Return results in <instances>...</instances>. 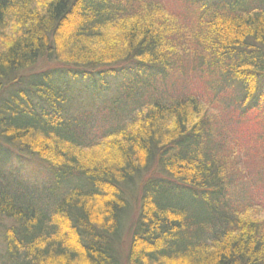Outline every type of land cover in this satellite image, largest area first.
<instances>
[{"label": "trees", "instance_id": "obj_1", "mask_svg": "<svg viewBox=\"0 0 264 264\" xmlns=\"http://www.w3.org/2000/svg\"><path fill=\"white\" fill-rule=\"evenodd\" d=\"M263 77L264 0H0V264H264Z\"/></svg>", "mask_w": 264, "mask_h": 264}, {"label": "rangeland", "instance_id": "obj_2", "mask_svg": "<svg viewBox=\"0 0 264 264\" xmlns=\"http://www.w3.org/2000/svg\"><path fill=\"white\" fill-rule=\"evenodd\" d=\"M42 65L43 64H41L39 67H41ZM120 75L121 74H118L115 77L108 76L107 82L112 90L118 85L121 78ZM191 76H192L191 80L195 81V76L193 75ZM260 89L264 90V77L260 82ZM217 118H221V115L218 114ZM243 121L244 119L243 120L233 119L228 121L229 124L226 127L231 144H234L236 137L243 139L244 137V135L242 134V132L244 131ZM217 128L219 127L217 126ZM226 151H229V149L226 148ZM258 154H259L258 151L253 149L250 143L243 142L241 140L240 147L237 146L236 150L231 155V160L236 159L233 165L236 168V171L238 172L236 176V182L239 184V186L244 185L249 187L251 181L255 180L256 177L254 176L253 173V167H256V161H258L260 158ZM7 164H9V166L14 164H23L24 168L29 170L26 176L27 182L39 183V181L42 180V170L40 163L31 161L29 160V158H26L24 155L11 152L9 155V159L7 160ZM257 196L258 198H260L258 194Z\"/></svg>", "mask_w": 264, "mask_h": 264}]
</instances>
